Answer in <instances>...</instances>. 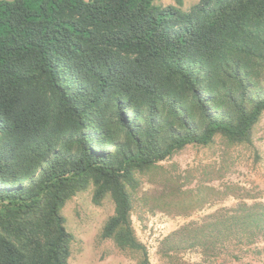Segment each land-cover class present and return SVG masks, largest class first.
<instances>
[{
	"label": "trees",
	"instance_id": "obj_1",
	"mask_svg": "<svg viewBox=\"0 0 264 264\" xmlns=\"http://www.w3.org/2000/svg\"><path fill=\"white\" fill-rule=\"evenodd\" d=\"M155 1L0 0V264H69L62 210L88 188L112 206L100 238L149 264L131 223L140 177L216 136L255 150L264 0ZM218 222L198 231L204 252L228 231L264 238V202Z\"/></svg>",
	"mask_w": 264,
	"mask_h": 264
},
{
	"label": "rangeland",
	"instance_id": "obj_2",
	"mask_svg": "<svg viewBox=\"0 0 264 264\" xmlns=\"http://www.w3.org/2000/svg\"><path fill=\"white\" fill-rule=\"evenodd\" d=\"M195 1L182 0L180 8L187 10ZM174 3L155 1L158 5ZM253 144L255 150L245 145L226 147L216 136L209 145H186L159 162L158 168L163 170L155 177L156 165L151 173L140 177L133 194L131 223L146 248L149 264H264L261 235L250 240L228 231L220 236L212 253L204 252L198 242V231L222 226L218 221L234 213L241 202L246 206L264 202V112L257 122ZM165 177H182L175 186L178 189L165 187ZM229 183L247 190L251 198L227 192L225 185ZM199 188L200 200L196 194ZM179 190L181 195H177ZM111 213L110 203H92L89 188L66 203L62 214L74 237L69 264H137L138 255L121 252L113 242L100 238L102 225Z\"/></svg>",
	"mask_w": 264,
	"mask_h": 264
}]
</instances>
